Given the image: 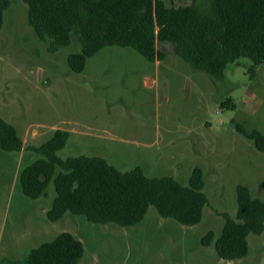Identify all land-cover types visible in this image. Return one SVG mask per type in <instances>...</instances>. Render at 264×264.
Returning a JSON list of instances; mask_svg holds the SVG:
<instances>
[{"label":"rangeland","instance_id":"374dc122","mask_svg":"<svg viewBox=\"0 0 264 264\" xmlns=\"http://www.w3.org/2000/svg\"><path fill=\"white\" fill-rule=\"evenodd\" d=\"M48 45L29 24L27 4L11 0L0 32V116L26 146L64 128L70 131L59 151L64 157L99 154L123 170L140 166L184 184L201 166L210 202L195 225L164 217L154 205L133 226L95 223L69 211L52 221L54 183L31 198L20 182L21 170L43 154L0 147V264L63 231L85 244L79 264H264V232L248 236L250 250L241 259H223L214 243H202L209 230L221 233L222 212L236 215L238 183L264 199V151L237 128L264 130V63L252 73V60L241 57L216 79L170 44H160L166 56L156 61L133 47L109 45L75 71L67 62L74 46L51 52ZM230 97L235 109L223 106Z\"/></svg>","mask_w":264,"mask_h":264},{"label":"trees","instance_id":"16d2710c","mask_svg":"<svg viewBox=\"0 0 264 264\" xmlns=\"http://www.w3.org/2000/svg\"><path fill=\"white\" fill-rule=\"evenodd\" d=\"M36 35L49 43L51 52L74 46L67 62L75 71L86 68L88 58L109 45L133 47L150 61L166 56L160 44L216 79L241 57L252 60L250 71L264 63V0H23ZM11 0H0V32ZM224 107L236 108L233 98ZM239 132L264 151V130ZM70 131L57 128L39 145H25L17 127L0 116V147L43 154L20 172L24 193L31 198L47 194L54 183L57 195L47 212L50 220L66 212L101 224L133 226L142 222L154 205L160 215L195 225L204 217L210 199L204 191L205 172L192 170L189 183L174 175H150L140 166L123 170L99 154L62 156L59 151ZM237 211L222 212L221 233L209 230L204 245L215 244L226 260L248 255L251 233L264 232V199L245 183L236 186ZM84 242L71 231L31 248L23 258H4L2 264H79Z\"/></svg>","mask_w":264,"mask_h":264}]
</instances>
